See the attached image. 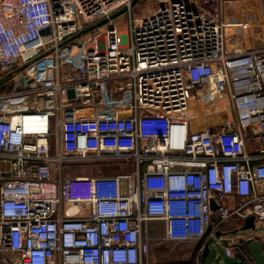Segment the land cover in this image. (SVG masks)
I'll list each match as a JSON object with an SVG mask.
<instances>
[{
    "label": "built area",
    "instance_id": "obj_1",
    "mask_svg": "<svg viewBox=\"0 0 264 264\" xmlns=\"http://www.w3.org/2000/svg\"><path fill=\"white\" fill-rule=\"evenodd\" d=\"M138 1L0 0V264H155L152 221L264 222V26L236 28L249 0ZM99 162L133 170L74 171Z\"/></svg>",
    "mask_w": 264,
    "mask_h": 264
},
{
    "label": "rangeland",
    "instance_id": "obj_2",
    "mask_svg": "<svg viewBox=\"0 0 264 264\" xmlns=\"http://www.w3.org/2000/svg\"><path fill=\"white\" fill-rule=\"evenodd\" d=\"M154 0H140L138 1L135 13L140 15L143 13H147L148 10H150L152 7H154L155 3L153 4ZM257 4H260V0L256 1ZM255 0H249L248 5H254ZM241 10V9H240ZM238 10V11H240ZM235 9H228V13L231 15H234ZM138 12V13H137ZM237 13V12H236ZM238 17L239 14L237 15ZM128 18L127 15H124L121 19H124L125 21ZM84 35V34H83ZM79 35L82 37H77L75 40V45H84L89 39L91 34L86 35ZM72 46V45H71ZM4 87H7L5 84ZM105 163V164H104ZM133 170L132 165H121L119 162H99V163H84L83 165H78L75 168V172L79 173H88L91 175H99V174H116L118 172H131ZM149 232L150 236L154 238L153 245H152V254H151V261L155 264H176L171 263L173 262H181L182 255L180 253V249H187V247L190 244H193L194 242L185 243V244H179L174 242H168L161 240V237L163 236V222L161 221H152L149 223ZM237 239H240L241 237H245L246 240L249 241V248L252 254L255 256L256 261L263 264L264 263V222L257 223L255 229H239L237 232ZM240 236V238H239ZM247 237H251L250 239H247ZM238 241V240H237ZM244 244V243H243ZM245 244L244 247L246 246ZM247 254V253H246ZM248 257V263H252V261H249Z\"/></svg>",
    "mask_w": 264,
    "mask_h": 264
},
{
    "label": "crops",
    "instance_id": "obj_3",
    "mask_svg": "<svg viewBox=\"0 0 264 264\" xmlns=\"http://www.w3.org/2000/svg\"><path fill=\"white\" fill-rule=\"evenodd\" d=\"M254 5H249V9L236 10L234 13V19L238 26L236 27L239 31L244 34H249L253 32V27L257 24L264 26V6L256 3ZM237 12V13H236ZM239 14L240 17L237 15ZM248 23V26L245 25ZM244 225V224H243ZM242 223H227L218 226L216 231V237L210 245V252L205 258H203V253L206 248L208 239H202L199 241H192L187 249H180V253L183 256L181 262H171L176 264H249L248 257L252 263L250 264H261L256 261L255 256L252 254L249 248V241L245 237L239 236L237 239V232L242 228ZM255 229V228H254ZM238 230L236 233L235 231ZM220 233V235H217ZM251 237H247L250 239ZM217 239H220L222 244L217 243ZM225 240L230 241L229 245L225 243ZM238 240V241H237ZM191 242V243H192ZM190 242L179 243L185 244ZM244 243V244H243ZM247 243V247H244ZM233 253L228 255L226 252L227 247H233ZM239 246V248H237ZM247 253V254H246ZM264 264V263H263Z\"/></svg>",
    "mask_w": 264,
    "mask_h": 264
},
{
    "label": "water",
    "instance_id": "obj_4",
    "mask_svg": "<svg viewBox=\"0 0 264 264\" xmlns=\"http://www.w3.org/2000/svg\"><path fill=\"white\" fill-rule=\"evenodd\" d=\"M105 21H103L104 23ZM2 81H0V85H1ZM70 94L73 95V91H70ZM217 207L216 202L214 200V198L212 199V209L215 210ZM256 228V224H255V217L254 215H251L250 217H248L246 219V222L244 223V225L242 226L241 229L246 230V229H254ZM238 230L235 231V233ZM217 235H220V233H218ZM213 242V239H209V241L207 242L206 248L204 250L203 253V258H205L207 256V254L210 252V245ZM223 242V241H222ZM225 243L229 245L230 241L225 240Z\"/></svg>",
    "mask_w": 264,
    "mask_h": 264
},
{
    "label": "bare ground",
    "instance_id": "obj_5",
    "mask_svg": "<svg viewBox=\"0 0 264 264\" xmlns=\"http://www.w3.org/2000/svg\"><path fill=\"white\" fill-rule=\"evenodd\" d=\"M84 48L82 47H75L74 48V51H73V55H77L78 53H81V51L83 50Z\"/></svg>",
    "mask_w": 264,
    "mask_h": 264
}]
</instances>
